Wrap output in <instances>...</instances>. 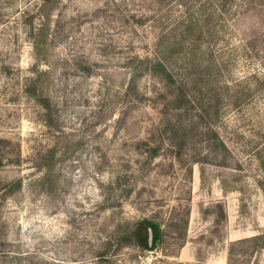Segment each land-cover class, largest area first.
<instances>
[{
  "label": "rangeland",
  "instance_id": "rangeland-1",
  "mask_svg": "<svg viewBox=\"0 0 264 264\" xmlns=\"http://www.w3.org/2000/svg\"><path fill=\"white\" fill-rule=\"evenodd\" d=\"M260 230L264 0H0V264H227Z\"/></svg>",
  "mask_w": 264,
  "mask_h": 264
},
{
  "label": "trees",
  "instance_id": "trees-1",
  "mask_svg": "<svg viewBox=\"0 0 264 264\" xmlns=\"http://www.w3.org/2000/svg\"><path fill=\"white\" fill-rule=\"evenodd\" d=\"M160 62L158 64V68H160V72L163 74L164 78H167L168 80L173 82L172 74L165 68L164 64L166 55H162V57L159 58ZM178 94L184 95L185 89L184 85L182 83H178ZM10 189H14V187H18L21 185V179L16 178L12 181H9ZM221 204L219 202H215L214 205ZM211 206H205L204 207V215H208L210 213ZM186 224H187V215L183 216L181 219V223H177L174 219H171L167 222L166 226L168 231L170 232H177L178 236L181 238L182 241L185 237L186 233ZM151 229L152 231V240L151 243L148 241V229ZM165 227H161L159 223L151 221L149 219H142L137 221L134 225L126 227L125 229L121 230L119 233V236L117 238L118 245L124 246V245H137L143 249H151L153 246L156 245V243L161 239ZM212 243V238L207 242L206 245H210ZM237 245L240 248V252H248V253H254L259 250L264 249V230H260L257 233L246 235L243 237H240L238 239L232 240L229 243L228 248V257H227V264H231V254L234 252V246ZM247 250V251H246Z\"/></svg>",
  "mask_w": 264,
  "mask_h": 264
},
{
  "label": "water",
  "instance_id": "water-1",
  "mask_svg": "<svg viewBox=\"0 0 264 264\" xmlns=\"http://www.w3.org/2000/svg\"><path fill=\"white\" fill-rule=\"evenodd\" d=\"M151 240H152V231H151V229L149 228V229H148V241H149V243H151Z\"/></svg>",
  "mask_w": 264,
  "mask_h": 264
}]
</instances>
